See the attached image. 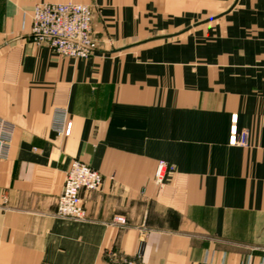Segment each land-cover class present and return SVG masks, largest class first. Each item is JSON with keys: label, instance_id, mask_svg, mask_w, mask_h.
<instances>
[{"label": "crops", "instance_id": "obj_1", "mask_svg": "<svg viewBox=\"0 0 264 264\" xmlns=\"http://www.w3.org/2000/svg\"><path fill=\"white\" fill-rule=\"evenodd\" d=\"M70 2L86 60L31 37ZM0 119V264H264V0H0ZM72 161L103 178L78 222L55 216Z\"/></svg>", "mask_w": 264, "mask_h": 264}, {"label": "built area", "instance_id": "obj_2", "mask_svg": "<svg viewBox=\"0 0 264 264\" xmlns=\"http://www.w3.org/2000/svg\"><path fill=\"white\" fill-rule=\"evenodd\" d=\"M92 11L88 5L38 4L32 12L31 37L38 44H45L59 57L86 60L97 51V42L91 34ZM63 132L69 134L70 125ZM12 126L0 119V160L8 157ZM248 133L243 131L234 140V146L245 148ZM172 169L159 162L154 173V185L161 186ZM103 184L102 176L80 161H72L65 173L64 183L57 198L55 216L59 219L83 221L85 210L81 193L98 192ZM143 253L133 257L110 255L107 264H144Z\"/></svg>", "mask_w": 264, "mask_h": 264}]
</instances>
